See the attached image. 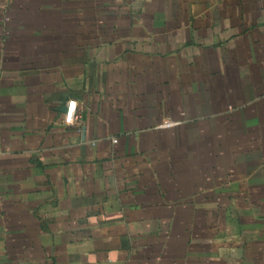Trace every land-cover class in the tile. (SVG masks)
<instances>
[{"label":"crops","instance_id":"crops-1","mask_svg":"<svg viewBox=\"0 0 264 264\" xmlns=\"http://www.w3.org/2000/svg\"><path fill=\"white\" fill-rule=\"evenodd\" d=\"M263 190L264 0H0V264H264Z\"/></svg>","mask_w":264,"mask_h":264},{"label":"rangeland","instance_id":"rangeland-1","mask_svg":"<svg viewBox=\"0 0 264 264\" xmlns=\"http://www.w3.org/2000/svg\"><path fill=\"white\" fill-rule=\"evenodd\" d=\"M216 207H217V212H220V213L217 214V216L215 217L214 223L213 222H207V220H204V219L198 220V221L194 222V227L197 230H199V229L202 230V229L208 228V224H211L212 228L217 229V230L225 228V225H229L230 220L226 222L223 214L225 213V210H227L228 207H231V206L217 205ZM238 207L239 206H232V208H238ZM258 208H260L264 212V206H258ZM192 223L190 225L191 227H192ZM185 224H187L185 227H189V222L188 223L185 222Z\"/></svg>","mask_w":264,"mask_h":264},{"label":"built area","instance_id":"built-area-1","mask_svg":"<svg viewBox=\"0 0 264 264\" xmlns=\"http://www.w3.org/2000/svg\"><path fill=\"white\" fill-rule=\"evenodd\" d=\"M79 122V116L77 112V102L71 101L66 114L64 115L63 123L65 126H74ZM117 140H113V143H117Z\"/></svg>","mask_w":264,"mask_h":264}]
</instances>
